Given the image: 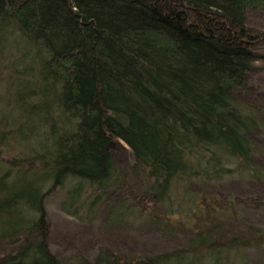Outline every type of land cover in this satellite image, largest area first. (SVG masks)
Masks as SVG:
<instances>
[{
	"label": "trees",
	"instance_id": "obj_1",
	"mask_svg": "<svg viewBox=\"0 0 264 264\" xmlns=\"http://www.w3.org/2000/svg\"><path fill=\"white\" fill-rule=\"evenodd\" d=\"M251 13L264 17V0H0V264H241L264 253V147L253 139L264 125L236 96L263 60ZM116 143L134 158L136 189ZM233 181L253 191L218 193ZM58 189L71 216L105 205L112 224L136 217L130 225L187 244L59 259L45 211Z\"/></svg>",
	"mask_w": 264,
	"mask_h": 264
},
{
	"label": "rangeland",
	"instance_id": "obj_2",
	"mask_svg": "<svg viewBox=\"0 0 264 264\" xmlns=\"http://www.w3.org/2000/svg\"><path fill=\"white\" fill-rule=\"evenodd\" d=\"M248 20L250 26L264 30V17L260 14H248ZM259 54L263 55L262 62H259L257 69L250 74L244 91L237 92L236 96L238 95L243 106L256 111L264 125V50H260ZM253 139L258 146L264 147L263 130H257ZM114 154L117 167L127 172L132 189H136L138 181L131 174V167L135 163L131 152L124 144L116 143ZM218 190L220 194L241 199L251 194L253 185L233 181L218 187ZM64 195V190L58 189L45 201L48 245L52 254L59 259L73 262L80 257L91 261L102 249L124 258H146L182 248L187 244L184 236H170L161 228L149 226L145 222L130 225L136 222V217L128 219L125 223L112 224L107 215L109 208L105 205H100L91 217H87L86 212L80 215L81 218L71 216L63 209ZM159 221L163 224L162 220ZM241 262L264 264V253L259 250L247 251Z\"/></svg>",
	"mask_w": 264,
	"mask_h": 264
}]
</instances>
